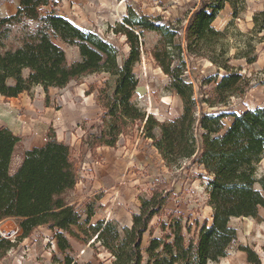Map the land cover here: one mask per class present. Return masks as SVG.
<instances>
[{"label":"trees","instance_id":"trees-1","mask_svg":"<svg viewBox=\"0 0 264 264\" xmlns=\"http://www.w3.org/2000/svg\"><path fill=\"white\" fill-rule=\"evenodd\" d=\"M49 7L44 15L34 8ZM16 13L0 16V96L17 98L29 94L40 86L47 96L49 88L62 89L70 82L96 73L117 74L118 82L110 97L99 93L103 113L102 126L87 141L91 149L114 147L119 136L127 134L131 124L142 125V132L151 140L166 168L178 167L182 161L201 166L206 175L207 206L212 211L211 223H196V239H185L181 218L160 224L163 235L153 237L150 227L153 218L160 220L169 202L170 191L164 188L152 191L142 199L138 213L131 216V226L120 231L111 221L89 224L95 212L82 215L70 205L67 194L77 182L75 162L68 145L57 142L48 133L45 144L22 152V160L11 173V163L21 138L7 128H0V222L5 219L19 221L21 230L16 242L0 236V261L21 239L46 226L54 231L59 252L71 250L67 236L83 243L81 236L95 235L100 246L112 257L111 264H208L227 257L236 232L229 227L231 218H251L261 221L258 211L264 206V175L256 179L257 165L264 153V107L245 110L239 114H208L209 108L224 105L231 97L242 96L249 80L241 66L232 64L244 60L245 65L256 61L254 47L246 45L244 53L230 55L227 29L219 31L213 23L228 5L236 18L242 10L243 0H199L185 25L163 23L161 19L144 15L137 17L129 11L119 32L130 47L128 57L118 67L115 47L91 32L75 27L67 19L56 15L54 0H18ZM33 24L30 28L29 24ZM231 22L229 23V25ZM251 35L264 41V10L252 16ZM18 29L17 43L8 42L13 28ZM153 32L158 37L149 51L156 66L168 79V89L181 101V114L173 121H159L131 103L137 80L134 65L140 56L138 36ZM54 40L76 47L79 60L68 62L64 50ZM205 59L223 72L207 97H194L192 83L185 76L187 59ZM27 70V74L24 71ZM216 79V80H215ZM47 98V97H46ZM47 99H45L46 101ZM232 121L225 126L223 120ZM258 183L261 190L255 189ZM85 225V227H83ZM149 232V241L142 247L143 236ZM247 264H262L258 254L248 246H240ZM264 252V246L262 247ZM65 264H75L67 255Z\"/></svg>","mask_w":264,"mask_h":264},{"label":"rangeland","instance_id":"rangeland-1","mask_svg":"<svg viewBox=\"0 0 264 264\" xmlns=\"http://www.w3.org/2000/svg\"><path fill=\"white\" fill-rule=\"evenodd\" d=\"M15 1L18 2V0ZM15 1L0 0V6L7 3L11 8ZM54 1L56 15L67 19L85 32L97 35L115 47L118 67L128 57L130 51L125 36L117 32L129 11L137 17L140 15L151 19L158 17L163 23L185 25L188 16L199 3V0ZM32 6L42 15L50 12L48 6L41 7L38 1H34ZM241 7L242 10L238 11L237 17L233 18L231 9L227 5L214 21L213 28L219 31L227 29L230 55L237 52L244 53L247 44L254 47L253 55L256 56V61L253 64L245 65L244 60L232 62L235 66H241V74L249 80V87L242 96L231 97L224 105L209 108L203 104V109L208 114H239L245 110L264 107V41L260 42L259 36L248 33L252 27V16L264 10V0H243ZM29 26L31 28L33 24ZM18 29L17 27L12 29L7 43H17ZM157 40L158 37L153 32H144L138 36L142 47L140 44L139 60L133 68L137 87L131 103L159 121H173L181 114V101L168 89L167 77L163 75L149 54ZM54 42L64 50L69 63L80 59L76 47L74 50L73 47L58 40ZM216 73V68L205 59H187L185 76L192 83L195 98L207 97L205 94L212 91L215 81L212 83L206 81L215 78ZM222 74L220 70L217 80ZM117 82V74L101 72L84 76L68 84L71 85V89H74L72 93L74 95L76 88L80 87L85 90V94L94 93V100L99 105L101 113L91 123L88 120L78 122L70 132L73 142L68 147L71 152L70 157L75 162L77 182L74 189L67 194V202L74 205L82 215V224L86 219L85 213L91 209L95 212L96 219L101 217L103 221H111L120 231L123 227L131 226V216L139 212L140 200L148 199L153 190L164 188L170 191L169 202L160 220L153 218L151 221L153 237L160 238L163 235L160 229L161 223L167 225L171 219L181 218L183 226L190 227L189 234L184 230L185 239L188 240L190 237L196 239L198 232L196 223L200 226L206 220L210 224L212 216V211L207 206L206 175L201 166L193 165L190 161H182L178 167L166 168L157 150L152 146L151 140L144 136L142 125L138 123L131 124L127 134L119 136L114 147L103 149L89 147L87 139L89 135L95 133L94 127L98 125L103 127L99 120L103 113L101 106L103 101L99 100V93L103 91L104 96L110 97ZM231 121L232 118L226 116L223 123L227 127ZM44 139L47 140V136L43 138V141ZM19 155L17 151L11 163V173L17 169ZM263 175L264 153L257 165L255 177L259 179ZM254 187L257 190L260 189L258 183ZM261 192L264 197V191ZM258 215L261 221L251 218L229 220V227L235 230L236 239L229 246L227 257L210 264H247L246 259L242 258V254L245 253L238 250L240 246L250 247L264 264L262 251L264 206L259 209ZM90 222L86 225V229L91 225ZM20 233L18 220L7 219L0 222L2 238L16 242ZM53 235L54 231L46 226L36 228L29 237L15 243L0 264H65L66 255L75 264H111L113 261L92 233L87 237L81 236L83 243L67 236L71 250L64 253L58 251L56 241L52 239ZM143 241L147 244L149 232L144 234ZM143 241L142 247L145 248Z\"/></svg>","mask_w":264,"mask_h":264},{"label":"crops","instance_id":"crops-1","mask_svg":"<svg viewBox=\"0 0 264 264\" xmlns=\"http://www.w3.org/2000/svg\"><path fill=\"white\" fill-rule=\"evenodd\" d=\"M18 6L19 3L16 1L11 5V8L7 3L1 4L0 15L2 17L13 15ZM73 49L75 50L74 47ZM27 72L25 70L24 74ZM73 91L71 85L62 89L49 88L46 96L42 87L35 86L29 94L23 93L17 98L0 96V128H7L15 136L21 138L13 155L14 158L16 152L19 151L18 166L22 160V152L42 147L45 144L43 138L48 133L53 134L57 142L69 145L73 142L70 132L75 124L84 120L91 123L100 115L101 109L94 100V93L85 94V90L81 87L76 88L75 95L72 94ZM45 99L47 100L45 101ZM77 145L79 146V143ZM103 148L107 147L99 149ZM95 216L90 220L91 226L98 221H103V218L96 219ZM144 244L146 247V241ZM242 256L243 259H246L245 254Z\"/></svg>","mask_w":264,"mask_h":264},{"label":"built area","instance_id":"built-area-1","mask_svg":"<svg viewBox=\"0 0 264 264\" xmlns=\"http://www.w3.org/2000/svg\"><path fill=\"white\" fill-rule=\"evenodd\" d=\"M44 142H46V139H44ZM52 239H53V241H55V240H54V237H53ZM52 243H53V242H52Z\"/></svg>","mask_w":264,"mask_h":264}]
</instances>
